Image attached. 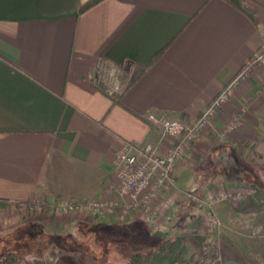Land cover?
Wrapping results in <instances>:
<instances>
[{
	"label": "crops",
	"instance_id": "obj_1",
	"mask_svg": "<svg viewBox=\"0 0 264 264\" xmlns=\"http://www.w3.org/2000/svg\"><path fill=\"white\" fill-rule=\"evenodd\" d=\"M87 1L0 0V253L30 251L34 235L58 245L82 244L91 228L109 226L154 237L151 250L166 239L187 237L176 255L192 264V247L198 248L193 231L200 228L192 211L202 210L183 192L201 196L238 188L214 177L239 163L230 156H237L235 144L252 147L264 161V143L244 124L253 104L262 101L261 66L240 79L211 127L179 160L174 178L180 191L160 197L167 205L161 231L150 232L136 212L120 221L87 212L63 217L50 206L122 201L114 177L121 141H157L160 131L148 114L194 120L264 41V0H247L255 23L224 0H100L80 12ZM103 62L121 69L125 88L119 96H109L95 79ZM243 108V126L218 138L213 128ZM170 144L165 138L161 152ZM33 200L43 204L39 214L29 211ZM260 201L218 205L232 208L237 234L243 235L247 221L264 229V217L243 218L254 216ZM221 256L218 264H245L227 247Z\"/></svg>",
	"mask_w": 264,
	"mask_h": 264
},
{
	"label": "built area",
	"instance_id": "obj_2",
	"mask_svg": "<svg viewBox=\"0 0 264 264\" xmlns=\"http://www.w3.org/2000/svg\"><path fill=\"white\" fill-rule=\"evenodd\" d=\"M260 66L263 67L264 73V41L260 42L256 51L246 60L241 72L222 87L194 120L186 121L180 118H164L148 114L147 120L158 128L160 138L144 144L123 139L115 152V185L122 201L100 199L60 201L50 206V209L58 214L87 212L97 218L116 215L120 221H124L130 213L136 212L150 232L161 231L163 226L160 217L165 204L164 201H160V197L163 193L173 190L180 191L177 189L174 178L178 161L187 148L195 143L207 128L211 127L213 119L220 113L223 104L233 95L240 79L252 69ZM128 70L131 71V68ZM94 76L109 96L115 97L122 93L124 84L121 80V69L118 66L103 62L96 66ZM243 110L244 108L222 128H213L218 138L243 126ZM165 138H169L171 144L162 153V142ZM210 191L203 198H198L192 192L183 193L192 201L199 202L209 226V235L213 236V234H218L217 231L222 226L219 215L214 210V204L237 199L251 201L254 200L252 198L254 191L250 188H236L222 193ZM32 206L38 210L43 208V204L36 200L31 202L30 209ZM214 252L216 259L208 264L221 262V254L218 251Z\"/></svg>",
	"mask_w": 264,
	"mask_h": 264
},
{
	"label": "rangeland",
	"instance_id": "obj_3",
	"mask_svg": "<svg viewBox=\"0 0 264 264\" xmlns=\"http://www.w3.org/2000/svg\"><path fill=\"white\" fill-rule=\"evenodd\" d=\"M261 91L260 100L262 101L253 104L254 108L249 111V113L251 112L249 115L251 118L246 117L244 122L246 125L245 131L256 133V142L258 144L264 143V88ZM234 146L239 163L233 161L237 158L235 154H233L234 151H232L230 156L232 158L231 160L234 162V166L227 164L226 170L218 171L214 177H224L237 187L254 189L255 191L253 190L254 192L252 195L254 200L248 202L252 204L255 199L261 201L258 203V206L253 209V211H255L252 212L254 216H243V218H247L246 220H248V218L262 219L264 215L262 213L260 214L259 211L264 213V206H262L264 205V161L252 147L236 144ZM231 160L229 161L231 162ZM222 162H224V160H222ZM175 174L176 173H174V176ZM195 195L198 198L204 197V195ZM233 201L244 202L243 199ZM197 203L199 204V202ZM218 204L219 202L215 203L213 207L219 215L222 226L219 231H217L218 234H213V236L209 235V226L206 222L201 205L199 204L202 213L199 208L192 211L195 212V215L199 218L197 222L192 219L193 224L200 223L199 229L205 230L204 233L206 234L203 246L198 248L192 247V264H208L214 262L216 259L214 251H218L219 254H222L224 247H227L230 253L238 256L245 264H264V251L262 250L264 249V229L253 225L252 220L242 224L241 228L244 232L243 235L237 234L236 222L232 218V208L228 205ZM166 207L167 205L165 204L162 210L163 213L166 211ZM29 211L32 212V214H36L34 212L39 214L38 212H41L42 209L38 210L35 206H32V209L29 207ZM257 211L259 213H256ZM68 214L69 213H60L58 215L65 217ZM201 214L203 215L202 222H200ZM185 222L187 223L188 221L179 223L184 224ZM146 228L148 229L147 225ZM158 234L163 235L162 232ZM239 235H241V239L237 242L236 240L240 238ZM149 236L150 235H142L137 237L133 232L129 231V229H112L109 226H97L87 231L86 238L83 240L84 242H82V244L73 242L67 245H58V242L50 239L46 241L45 238L34 235L31 241L32 244L30 243L31 245H28L30 248H27L30 251L18 253L15 262L11 264H124L132 254L136 252H149L151 250L149 244L153 241L154 237ZM209 238L210 240H208ZM185 239L188 240L189 238L186 237ZM58 241H61L60 243L65 242L64 239H58ZM181 257H183V255ZM147 264H183V262L180 261L178 255L174 257L166 256L164 259L162 253L154 252L153 257Z\"/></svg>",
	"mask_w": 264,
	"mask_h": 264
},
{
	"label": "trees",
	"instance_id": "obj_4",
	"mask_svg": "<svg viewBox=\"0 0 264 264\" xmlns=\"http://www.w3.org/2000/svg\"><path fill=\"white\" fill-rule=\"evenodd\" d=\"M100 0H88L84 4H82L80 8V12L84 11L85 9L95 5ZM236 9L240 10L244 13L250 20L255 23V13L253 7L247 0H224ZM125 88V86H124ZM104 90V89H103ZM124 90V89H123ZM237 157V156H236ZM245 166V165H243ZM205 230L195 229L193 231V238L197 240L198 247L203 246V242L206 238V234L204 233ZM185 244L184 237H177L174 239H166L162 241L159 246L152 249L149 252H136L129 257V264H147L151 258L153 257L154 252H161L166 255L174 256L176 254L181 253V249ZM24 252L26 250H13L11 248H6L5 251L0 253V264H11L15 262L18 253Z\"/></svg>",
	"mask_w": 264,
	"mask_h": 264
},
{
	"label": "flooded vegetation",
	"instance_id": "obj_5",
	"mask_svg": "<svg viewBox=\"0 0 264 264\" xmlns=\"http://www.w3.org/2000/svg\"><path fill=\"white\" fill-rule=\"evenodd\" d=\"M263 80H264V74H263ZM237 158V157H236ZM238 159V158H237ZM238 188H242V187H238ZM243 188H247V187H243ZM254 190V189H253ZM255 191V190H254ZM260 195V194H259ZM261 196V195H260Z\"/></svg>",
	"mask_w": 264,
	"mask_h": 264
}]
</instances>
